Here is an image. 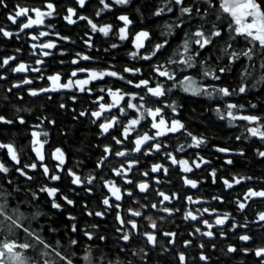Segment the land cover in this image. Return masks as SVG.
Here are the masks:
<instances>
[{"label": "trees", "instance_id": "1", "mask_svg": "<svg viewBox=\"0 0 264 264\" xmlns=\"http://www.w3.org/2000/svg\"><path fill=\"white\" fill-rule=\"evenodd\" d=\"M53 3L56 11L53 17L47 20L50 30L48 36H45L43 42L55 41L57 47L49 50L53 54L48 57H41L44 61L45 78L39 81L33 74L13 73L11 69L20 62L36 63L39 58L33 55L31 47V33H38L36 28L20 31L21 21L13 24L8 17L19 7L29 8H46L47 3ZM112 4L110 10L101 12L96 15L103 5L100 0H87L83 8L79 7L76 0H4L7 7L0 5V28L11 31L14 35L11 38L4 37L0 33V64L3 59L15 56L16 60L11 61L9 65L0 67V76L6 79H0V116H4L8 120H12V124L0 123V143L13 144L19 154L21 163L16 165L11 161L6 149H0V162L10 169L8 174L0 173V203H6L8 211L14 212L18 210L23 213L26 224H30L45 242L57 250L65 253H74L72 258L74 264H89L85 259L91 256L92 264H181L178 259L180 253L185 254V264H261L264 258H258L254 254V250L264 247V227L253 223L258 218V213L264 212V201L260 198L250 199L246 201L249 205L243 212L237 209V201H242L248 189L264 190V158L258 155V151H264V141L257 138L237 140L236 137L241 135L243 128L240 126L231 127L227 119L221 120L214 111L217 107L221 111L225 110V102L243 104L245 109L242 114L264 116V84H260L253 89L251 86L259 78L260 72L254 71L252 78L247 80L249 91L245 94L234 95L224 98L223 100L208 99L204 96H192L183 92L179 87L173 89L166 97L156 100L146 94L145 89H137L126 83V80L138 82L140 79H149L152 81L150 86L156 83H164L165 87H170L172 81H167L163 77H158L152 69L154 64L167 65L170 56L173 55L175 49L181 42L183 31L177 30L176 35L167 37L169 45L162 50V54L158 53L152 61L133 60L128 53L134 51L132 37L141 30H147L151 33L150 43H146V48L141 50L142 54L150 52L151 48L161 43L165 36L163 32L167 31L166 23H172L175 15L178 13H169L161 17H156L153 13L157 7L161 5V0H132L127 6L115 5L112 0H107ZM264 6V0H260ZM189 6L192 0H188ZM218 8L219 0H213ZM202 8L206 7L201 5ZM74 8L76 10L77 23L68 24L64 16L68 15L67 9ZM137 8L140 9L137 12ZM86 16L92 20L97 26L112 25V32L105 37L100 32L93 33L87 20H78V16ZM120 15H128L133 21L129 28V38L121 41L118 36V29L123 27V23L117 19ZM227 21L225 20V28ZM200 20H194L191 23V31H195L199 26ZM188 28H185V31ZM16 33H19L17 38ZM58 34V35H57ZM60 37H68L62 40ZM91 37V47L86 41ZM225 42L233 43L228 40L225 30L223 39L220 41L222 46ZM112 44L119 47L112 48ZM237 51L246 47L241 40L234 43ZM17 49L20 51L17 52ZM107 49V51H106ZM64 54L61 55L60 53ZM77 53L88 55L92 59H79ZM218 48H213L202 54L204 59L208 56L212 57L210 63L213 67H218L227 63V57L220 61H216V57L220 56ZM79 59L78 64H73L72 60ZM258 59V58H254ZM63 61V63H61ZM248 64L246 58L232 65L231 73L222 75L220 81H212L204 79L202 74L193 69H189L184 73H179L177 79H182L184 75H191L197 83L210 84L215 83L220 87H229L230 89H238L241 84V74L245 65ZM128 68H140L142 74L133 76L125 73L123 70ZM171 67H175L174 65ZM85 68L88 70L105 71L112 70L124 75L125 80H119L113 77H105L102 81H95L87 88L92 91L74 92L62 90L57 92L42 93L38 96L29 95L30 89H41L49 86V75L59 73L62 80L66 81L71 78V72ZM31 77L33 83L30 85H22L21 88H12L15 83H20L24 78ZM105 88V92L99 89ZM12 88L9 92L8 89ZM122 90L124 93H139L144 95L143 102L137 98L132 103L143 104L140 109L143 112L146 108L161 107L164 109L163 116L167 120L173 118L179 119L185 124L187 131L193 135L203 138L206 144L200 148H185L184 151H177L181 144L187 146L191 143V138L186 133L170 134L167 137L160 138L162 147L161 152H153L151 155L136 153L130 156L119 157L114 154L109 155L104 161L102 168H97V163L102 159L105 146L112 148L113 153L118 150H129L134 148V140L138 134L148 132L150 135L155 130L151 129V118L147 117L141 122V125L132 132L130 139L124 142V145H117L111 136L123 139L121 132L128 121L140 115L133 109H127V116H121L119 110L112 109L111 112L105 113L104 116L111 117L113 115L120 117L117 128L111 130L109 136L101 135L99 124L104 122L102 116L96 123L91 117L92 111L99 110V103H109L110 96L107 89ZM103 96L104 99L96 103L97 98ZM49 97H51L49 99ZM75 97V100L72 99ZM129 97H125L122 107L128 102ZM175 102L177 105L178 115L172 113L170 108L165 107L166 104ZM63 104L65 107H60ZM250 104H256L257 108L252 109ZM87 110L89 115L79 116L81 111ZM23 118L25 123L20 124L19 119ZM55 121V123H50ZM238 125L246 122L238 121ZM39 127H34V126ZM34 130L47 131L48 137L45 144L44 164L50 169V173L59 174L61 180L51 181L43 175V169L40 166L35 152L31 146L33 139L31 133ZM44 139V137H42ZM152 141L150 143H155ZM56 148H60L66 157V162L62 166L64 171L57 168L56 161L51 153ZM147 149V145L144 146ZM217 148L230 149L229 153H221L216 151ZM243 152V155L238 153ZM163 153H172L178 159H188L199 162V157L210 161L209 164L202 165L200 169H194L191 173H184L180 166H175L168 161V157ZM231 159V165L226 160ZM136 160L138 164L133 167L128 178L132 180V184L126 183L125 179L116 176L113 169L126 166L127 162ZM37 163V169H25L28 175L32 176V180H28L26 176L20 175L16 170L22 168L25 164ZM162 164L168 168V174L162 171L152 173L150 171L153 164ZM71 169L81 176L82 179L94 175L97 180L93 185L76 186L71 183L72 177L67 175V170ZM216 170V183L212 182L211 171ZM148 172V176L143 173ZM196 180L198 187L193 189L184 183V177ZM102 177V178H101ZM252 177V180H244L239 185H234L232 189H226L223 180L228 179L230 182L233 178ZM156 179L162 183H156ZM11 181V183H9ZM105 181H115L121 187L123 199L119 202L111 199V203H120L121 208L117 210L112 208L107 211L104 217H97L94 214L89 216L87 213H95L97 211H105L102 200L109 197V191L105 187ZM141 182H148L150 187L147 192L141 193L137 185ZM56 187L59 192L56 202L60 203L62 208L55 209L52 207V198L46 192H40L43 186ZM91 188V192H86V188ZM126 191H131L132 196H128ZM32 192L37 194L38 199H33ZM158 192H164L173 197L171 202L161 203L162 197L158 196ZM67 196L74 201L73 205H68L62 199ZM191 196L193 199L202 200V206L210 211L215 209L216 214L231 213L232 218L222 227H215L213 232L214 238H208L195 233V228L203 229V219L196 221L185 220L184 214L189 210H193L195 206L189 202L186 197ZM220 197L221 200L213 199ZM157 204V208H151V204ZM86 205V207H85ZM168 207L173 209V214L169 215L160 209ZM179 209V211H175ZM131 210V211H129ZM132 211L142 212V216L135 217ZM39 212L41 215H36ZM127 220H134L138 225V230L128 242L123 241L120 237L125 232H133L131 225H126L122 232H118L117 228L121 227L117 220V213ZM151 216L157 223V228H151V221L147 217ZM35 217V219H31ZM69 217H75L74 220ZM163 218V219H162ZM248 222V228H237L235 232L229 231L233 223L243 224ZM75 224L76 232L71 231V226ZM92 233L93 239L89 240L84 232ZM223 231L225 236H221ZM145 232H154L157 236V245L154 248L147 243L146 237L142 235ZM164 232H174L175 243H169L172 237L164 236ZM248 234L252 237L249 242H242L239 236ZM21 240L23 233H19ZM103 236L105 239H99ZM70 239L78 241L76 246L69 244ZM191 241L188 247L185 242ZM204 244V248L199 247ZM234 246L237 251L228 253L227 248ZM39 247V246H38ZM123 249V250H122ZM242 249H249L245 252ZM142 250V251H141ZM31 257H39L37 251H29L26 253ZM204 254L209 257L208 261L199 259ZM48 259L55 261L57 258L51 256Z\"/></svg>", "mask_w": 264, "mask_h": 264}, {"label": "snow or ice", "instance_id": "2", "mask_svg": "<svg viewBox=\"0 0 264 264\" xmlns=\"http://www.w3.org/2000/svg\"><path fill=\"white\" fill-rule=\"evenodd\" d=\"M79 7L83 8L87 2V0H76ZM115 5L119 6H127L132 3V0H112ZM100 3L103 7L97 11L96 15L99 16L101 12L105 10H110L112 8V4L108 3L107 0H100ZM0 5L7 7V4L4 3V0H0ZM201 5H205L206 7L202 8ZM47 11L41 10L40 8L29 9L27 7H19L17 11H15L12 15L8 17V19L13 23H17V20L20 17H27V22L22 23L20 31L23 32L26 29H30L33 26L43 25L45 23L46 17H52L56 11V6L53 3L46 4ZM137 12L140 11L139 8L136 9ZM30 12L35 13V17L33 18L29 15ZM68 15L64 16V19L68 24L77 23V19H73L74 16H77L76 10L74 8L67 9ZM178 13L174 17V21L172 23H166L165 28L167 31L163 32L162 35L166 37L161 43L155 44L150 52H145L142 54L141 50L146 48V43H150L151 41V33L147 30H141L134 34L132 37V43L134 47V51L128 53L129 57L133 60H144V61H152L154 57H157L158 53L162 54V50L166 49L169 45V40L167 37L174 36L177 33V30L183 31V36L181 38L180 44L175 49L172 56L169 57L167 61V65L164 64H154L152 65L153 72L158 77H163L167 81H172V85L170 87H165L164 83H156L155 86H150L152 83L149 79H140L138 82H134L133 80H126V83L132 85L137 89H145L146 94L150 95L156 100L160 98L166 97L173 89L179 87L183 92L188 93L192 96H204L208 99H218L223 100L227 97H232L234 95L245 94L248 92L249 86L247 84V80L252 78L254 71H259V78L256 79L255 83L252 84V88H257L258 85L264 84V6H262L260 0H219L218 8L213 3V0H192L191 6H189L188 0H161V5L157 7L156 11L153 13L156 17H161L163 15L169 13ZM119 21L123 23V27L118 29V36L121 41H126L129 38V28L133 24V21L130 19L128 15H120L117 17ZM200 20L199 26L195 31H191V23L194 20ZM78 20H87L88 24L91 27V31L93 33L100 32L105 37L109 36L112 32V25H104L97 26L92 20L88 19L86 16H78ZM225 20L226 28H225ZM188 30L185 31V28ZM225 30L228 35V40L233 43L225 42L222 46L220 45V41L223 39ZM0 33L4 37L11 38L14 33L11 31H7L4 28H0ZM17 38H19V33H16ZM48 32H40L39 36L32 35V40H37L40 37L48 36ZM58 35V34H57ZM62 40H67L68 37H60ZM243 41L246 44L245 48L237 51L234 47V43H239ZM86 44L91 47V37L86 41ZM39 47L41 49L42 55L48 57L53 53L51 51L44 50H52L57 47L55 42L49 41L47 43H42L40 45H32V48L35 49ZM112 48H117L119 45L112 44ZM213 48H218L221 53L220 56L216 57V61H220L224 57H227V63L222 64L218 67H213L210 61L212 60L211 56H208L207 59L202 57V54L207 51H211ZM20 50L17 49V52ZM107 51V49H106ZM36 54L35 52L33 53ZM61 55L64 53L61 52ZM79 59L82 60H90L92 59L88 55H81L77 53ZM241 58H246L248 64L245 65L244 71L241 74V84L238 89H230L229 87H220L215 83L203 84L197 83V81L191 75H184L182 79H177L179 73H184L189 69L197 70L202 74L204 79H211L212 81H220L222 75H226L231 73L232 65L237 64L241 61ZM258 58V59H254ZM79 59L72 60L73 64H78ZM16 60L15 56L8 57L3 59L0 67H4L10 64L11 61ZM44 61L37 59L36 64L41 65ZM63 63V61H61ZM175 67H171V66ZM13 73H27L34 72L39 73L42 71L40 67H32L29 64L24 62H20L17 66L11 69ZM125 73H130L133 76L137 74H142L140 68H128L125 67L123 70ZM78 72H88V76L85 79H71L69 78L66 83H62V77L59 73L55 75H51L47 77L49 81H51V86L48 88H41L39 90L30 89L29 95L35 97L41 95L42 93L48 92H57L61 90H73L78 89L79 92L83 93L85 91L91 92L90 88H86L87 85L95 82L102 81L105 77H113L119 80H125L124 75L112 71H96V70H88L85 68H80L78 70H73L71 72V77H77ZM45 77L43 75L39 76L38 79L43 80ZM0 79H6L4 76H0ZM33 83L32 79L24 78L20 83H15L12 85V88H21L22 85H30ZM12 88H9L8 91L11 92ZM105 88L101 87L99 89L100 92H105ZM108 95L112 99L111 104L107 103H99V101L103 100L104 97L100 96L97 98L96 103H99V110L92 111L90 113L91 117L95 119L92 121L96 123L97 120H100L101 117H104V122L100 123L98 126L101 129V135L107 137L110 135L111 130L117 128L120 117L104 116L105 113L111 112L113 108H117L121 114V116H127V109H133L136 112H139L140 115L138 118H132L128 121L127 125L123 127L121 135L123 139H119L116 136H111V138L115 141L117 145L123 144L125 141L130 139L131 133L136 130L138 126L141 125V122L144 121L147 117L151 118V129L155 130L153 134H149L148 132L138 134L136 139L134 140V148L132 152L127 150H118L113 153V150L109 146H105L103 152L107 155H103L102 159L97 163V168H102L104 165V161L108 159L109 155H116L119 157L130 156L134 153H141L143 150L144 155H151L153 152H161L162 147H164L159 141L160 138H164L169 136L170 134L176 133H186L188 137L191 138V143L187 146L181 144L177 151H184L185 148H200L202 145L206 144V141L203 138L197 137L193 135L191 132L187 131L185 124L181 122L179 119H171L170 121L165 119L163 116L164 109L161 107L156 108H146L143 112L140 109L143 107V104L132 103V100H136L139 98L141 102L144 101V95L139 93H124L122 90H113L111 88L107 89ZM128 96L129 100L125 104L124 107H121V103L125 101V97ZM51 97H49L50 99ZM75 100V97H72ZM60 107H65V105L61 104ZM165 107L170 108L172 113L178 115L177 105L175 102L166 104ZM252 109H256V104H250ZM245 106L243 104L225 102V110L221 111L219 107L214 109L217 113L219 119L224 120L227 119L229 122V126L237 127L240 126L243 128V132L241 135L237 136L236 139L240 140L242 137L244 139L257 138L260 141H264V116L260 115H250V114H242ZM89 112L87 110L81 111L79 116H87ZM243 121L246 122L242 125H238L236 122ZM0 123L4 124H12V120L6 119L4 116H0ZM20 124H24L25 121L23 118L19 119ZM50 123H55V121H50ZM34 127H39L34 126ZM33 139L31 141V146L33 151L36 154L38 161L40 162V166L43 169V175L51 181H59L61 180V176L59 174L50 173V169L46 164L43 163L45 160L44 148L47 143L48 132L47 131H33L31 133ZM44 137V139H41ZM152 141H157L155 143H150ZM147 145V149L144 146ZM0 149H6L7 154L10 157L11 161H13L16 165L21 163L18 151L16 147L11 144L0 143ZM216 151L221 153H229L230 149L227 148H217ZM166 155L173 165L179 164L181 166V170L184 173H191L194 169H200L202 165L209 164L210 161L204 159L203 157H199V162L190 161L188 159H179L173 155L172 153H163ZM239 155H243L241 151L238 153ZM52 157L58 161L57 168L62 172L64 171L63 165L66 162L65 153L60 149L56 148L53 153H51ZM258 155L264 158V151H258ZM128 166L125 169L124 165H121L120 169H113L115 175L120 177L124 176L127 172H131L133 167L138 164V161L132 160L127 162ZM226 163L231 165L233 161L231 159L226 160ZM30 168L31 170L37 169V163L25 164L22 168H17L16 170L22 176H26V178L30 181L33 179L32 176L28 175L25 169ZM150 171L152 173L163 172L165 175L168 174V168L162 164H153L151 166ZM10 169L5 166L3 162H0V173L8 174ZM67 175L72 177L71 183L76 186L83 187L86 185H93L94 181L97 180V177L94 175H90L84 179L81 178L79 174L73 172L71 169L67 170ZM144 176H148V172L143 173ZM213 183H216V170L213 169L210 173ZM102 178V177H101ZM184 183L191 188L195 189L198 187V182L193 179H189L188 177H184ZM252 177H234L230 182L228 179L223 180V184L226 189H232L234 185L241 184L244 180H252ZM156 183H162L159 179H156ZM11 183V181H9ZM126 183L132 184V180H126ZM105 187L108 188L111 193V197H106L102 200V204L105 206V211H97L95 213L88 212L89 216L93 214L97 217H104L107 211L111 210L113 207L119 210L121 208L120 203H111L110 200L114 198L116 202H119L123 199L122 189L117 186L115 181H105ZM139 191L141 193L147 192L150 185L147 182H141L137 185ZM91 188H86V192H91ZM40 192H46L49 197L52 198V207L55 209H61L62 206L60 203L56 202V197L59 192V189L56 187H48L43 186L39 189ZM128 196H132L131 191H126ZM158 196L162 197L161 203L163 202H171L173 197L179 199L176 194L173 196H169L164 192H158ZM0 195H4L0 193ZM33 199H38L37 194L32 192ZM260 198L264 201V190H256V189H248L245 193L242 201H237V209L240 212H243L249 205L246 201L250 199ZM62 199L66 201L68 205H73L74 201L69 199L67 196H62ZM186 199L191 203H200L199 200H193L191 196L186 197ZM213 199L221 200L220 197H213ZM221 202H223L221 200ZM86 207V205H85ZM157 204H151V208L156 209ZM163 212L168 213L169 215L173 214V209L168 207H164L160 209ZM131 211V210H129ZM175 211H179V209H175ZM205 213H209L208 208H204L200 212V216H203ZM215 213V209L212 210V214ZM135 217L142 216V212L140 211H132L131 213ZM36 215H41V213L37 212ZM200 216L196 215L193 211L189 210L185 212L184 219L196 221L200 219ZM117 220L121 227L117 228L118 232H122L126 225H131V229L133 232H125L120 239L125 242H128L132 239L133 234L136 230H138V225L134 220H127L117 213ZM232 218L231 213H224L222 216L217 215L214 224L209 223L208 220H202L201 222L209 229L208 231L202 232L200 228H195V233H199L202 236L208 238H214L215 233L211 231V229L215 226H224L229 219ZM31 219H35L32 217ZM69 219L74 220L75 217H69ZM149 221H151V228L156 229L157 223L152 219L151 216L147 217ZM163 219V218H162ZM29 220L28 217H25L23 213H20L18 210L14 212H9L6 203H0V264H74V260L72 258L74 253H65L63 251L52 248L51 245L47 244L45 240L41 237L39 233H37L34 229L31 228L30 224H26L25 221ZM253 223L261 225L264 227V212L258 213V218ZM249 224L247 221L243 224L233 223L229 231L235 232L237 228H248ZM71 231L76 232L77 227L75 224L71 226ZM19 233H23V239L21 240ZM84 235L88 237L89 240L93 239L92 233L85 231ZM144 237H146L147 243L151 244L154 248L157 245V236L154 232H145L142 233ZM164 236L172 237L173 239L169 240V243L174 244V237L176 233L174 232H164ZM220 235L223 237L225 233L223 231L220 232ZM239 240L242 242H249L252 237L248 234L240 235ZM99 239H105L103 236H100ZM69 244L71 246H76L78 241L75 239H70ZM191 244V241L185 242V247H188ZM39 246V247H38ZM199 247L201 249L204 248V244H200ZM123 250V249H122ZM247 252L249 249H242ZM29 251H37L39 257L44 259H39L37 257H31L27 255ZM142 251V250H141ZM237 251V248L234 246H229L227 248L228 253H234ZM254 254L258 258H264V247H259L254 250ZM51 256H55L57 259L52 261L48 259ZM86 260L89 261V264H92L91 256H86ZM181 264H185L186 256L183 253H180L178 256ZM200 260L207 262L209 257L201 254L199 257ZM261 264H264V259L261 260Z\"/></svg>", "mask_w": 264, "mask_h": 264}, {"label": "rangeland", "instance_id": "3", "mask_svg": "<svg viewBox=\"0 0 264 264\" xmlns=\"http://www.w3.org/2000/svg\"><path fill=\"white\" fill-rule=\"evenodd\" d=\"M27 8H29V7H27ZM29 9H34V8H29ZM18 10V9H17ZM17 10H15V11H17ZM41 10H44V11H47V9L46 8H44V9H41ZM15 11H13V13L15 12ZM12 13V14H13ZM11 14V15H12ZM29 15H31L33 18L35 17V13L34 12H30L29 13ZM53 17V16H52ZM49 18H51V17H46L45 18V23L43 24V25H38V26H33L32 28H36L39 32L38 33H31L30 34V38H31V36L32 35H36V36H39V33L40 32H48V33H50V30H49V28H48V25H47V20L49 19ZM73 19H75L74 17H73ZM18 21H21V22H23V23H25V22H27V17H20L18 20H17V22ZM32 28H30V29H32ZM45 37V36H44ZM44 37H40L39 39H37V40H32L31 39V47H32V45L33 44H35V45H40V44H42V43H47V42H43V38ZM49 42V41H48ZM52 42H55V41H52ZM56 43V42H55ZM32 50H33V53L35 52L36 54L35 55H37V57H39L38 59H40V60H42V58L41 57H44L43 55H42V52H41V49L39 48V47H37V48H35V49H33L32 48ZM44 51H49V50H44ZM32 53V54H33ZM34 55V54H33ZM43 61V60H42ZM24 63H26V64H29L30 66H32V67H40L41 69H42V71L41 72H39V73H34V72H27V73H24V74H33V75H35L36 77H37V79H38V77L39 76H41V75H43L44 77H45V73H44V67H43V64H41V65H37L36 63H27V62H24ZM53 75H55V74H53ZM49 76H51V75H49ZM48 76V77H49ZM87 76H88V72H78V75H77V77H71V79H73V80H75V79H85V78H87ZM62 77V76H61ZM27 78H29V79H32L31 77H27ZM39 81H42L41 79H38ZM61 82L62 83H66L67 82V80L66 81H63V80H61ZM49 86H47V87H45V88H48V87H50L51 86V81H49ZM89 85H87L86 86V88L88 87ZM36 90H38V89H36ZM66 90V89H65ZM62 91V90H61ZM69 91H74V92H79L78 91V89H73V90H69ZM101 103H104V102H101ZM112 103V99H111V97H110V102L108 103V104H111ZM121 107H122V103H121V105H120ZM113 109H116V108H113ZM139 116H137V117H135V118H138ZM34 131H38V130H34ZM132 134V133H131ZM42 139V138H41ZM121 145H124V143L123 144H121ZM127 151H129V150H127ZM130 152V151H129ZM132 152V151H131ZM133 154H136V153H132L131 155H133ZM177 160H179L178 158H177ZM168 161L171 163V160L168 158ZM127 166H128V163H127V165L126 166H124V168L126 169L127 168ZM175 166H180L179 164H176ZM181 167V166H180ZM30 169V168H29ZM120 169V168H119ZM129 173L130 172H127L124 176H122L124 179H125V181L126 180H129V178H128V175H129ZM148 183V182H147ZM149 184V183H148ZM118 186V185H117ZM120 187V186H119ZM108 189V188H107ZM109 191V190H108ZM109 197H111V193L109 192ZM123 194V193H122ZM113 200H114V198H112ZM193 200H199V199H193ZM200 201V203H202L203 201L202 200H199ZM110 202H111V200H110ZM195 206L193 207V210H191V211H193L196 215H198V216H200V212L204 209V208H206V207H204V206H202V204H198V203H193ZM217 215H223V214H216V213H214V214H212V211H210L209 210V213H205L203 216H200V218H202L203 220H208L209 221V223H213L214 224V220H215V218H216V216ZM215 227H219V226H215ZM215 227H213L212 229H211V231L213 232V229L215 228ZM209 229L203 224V229L201 230L202 232H204V231H208Z\"/></svg>", "mask_w": 264, "mask_h": 264}]
</instances>
